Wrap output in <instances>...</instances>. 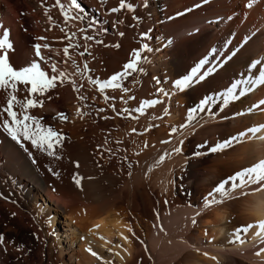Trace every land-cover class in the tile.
<instances>
[{
	"label": "bare ground",
	"instance_id": "obj_1",
	"mask_svg": "<svg viewBox=\"0 0 264 264\" xmlns=\"http://www.w3.org/2000/svg\"><path fill=\"white\" fill-rule=\"evenodd\" d=\"M81 1L88 3L87 0ZM126 2L135 9L148 12L147 22L141 26L142 30L159 41V52L156 55L159 67L154 66L156 61H151V68L155 71L156 67L160 69L159 78L171 93L159 99L161 102L152 111L155 119L163 117L166 118L162 119L165 124L179 127L178 133L167 140H154L149 137L154 131L150 128L151 132L147 130L148 133L140 137L133 131V123L121 125L117 118L116 127L124 136H120L121 139H109L107 131L112 128L100 122L97 117L89 116L84 105L75 103L76 94L72 93L70 87L64 88L62 83L57 82L55 88L43 96L35 97L44 101L43 106L28 111L30 115L42 118L41 123L45 126H52L55 130L59 126L61 131H65L64 144L59 147V153L66 160L70 157L71 162L73 156L85 157L83 159L85 163L87 159L88 163L82 162L77 166L79 174L82 173L81 176L84 177H79V186L64 176L52 178L38 148L27 140L17 143L0 127V222L9 218L7 216L11 212L8 213L11 199L24 204L31 213L42 205L41 200L50 202L46 208L49 214L54 209L72 211L70 209L74 208V200L70 203L57 194L56 188L64 189V183L71 187L77 186L85 197L102 200L105 194L99 190L97 171L101 170L106 173L105 177L108 175L107 178L114 180L121 178L125 170L131 168L130 177L122 187L125 191L114 199L98 205L86 204L84 207L80 203L79 210L74 208L78 211L75 210L77 212L73 214H77H71L67 226H71L76 240L83 238L78 231L80 225L83 233L88 234L87 239H93L99 246L97 249L105 246L112 249L110 243L115 242L119 246V252H115L118 260L122 264H136L138 256L145 254L146 250V247L140 246L139 241L146 237L147 230L152 226L146 217L160 208L161 213H165V219L159 221L161 215H158L156 221L159 223L153 233L148 232L155 234V238H150L153 244L149 242L153 254L157 253L162 258L171 257L170 254L174 252L176 255L172 254L173 264H264V234L257 235V222L264 220V181L246 184L237 189H232L229 183L225 186L229 191L228 196L221 197L217 193L215 198L220 203L210 206L205 204V198L211 199L208 194L222 181L264 159V128L255 134L247 133L221 150L210 151L238 133L264 124V104L259 103L264 100V84L252 87V91L227 105L223 104L219 95L231 83L254 79L259 76L257 69H264V0ZM109 5L107 1L104 3L103 15H116ZM8 18H2L0 11V25L9 30V37L13 40L16 51L14 54L27 53L25 55L28 57L22 55L21 59L25 66L31 60L38 59L33 49L35 41L30 37L31 31H23L16 17ZM2 30L0 29L1 32ZM41 32L37 30L33 34L42 37ZM169 39L171 42L167 43ZM54 44L57 43L53 42L51 45ZM41 52L46 58L43 69L51 76L48 65L52 64V60H47L49 52L44 48ZM201 61L205 63L201 65ZM256 61H260V64L257 68H252L251 65ZM14 62L17 63L15 60ZM60 66L57 61L56 67L62 71ZM198 66L190 85L178 90L174 82L191 76L192 70ZM64 68L69 79L75 76L78 80L80 75L71 74L74 71L70 63H66ZM201 75H204L203 79H199ZM240 87L249 85L242 84ZM19 88L16 95H19L18 99H23L27 93L23 85ZM5 97L6 92L0 90V106L4 105ZM205 97L214 99L204 105V110H198L194 119H190L189 110L198 108ZM101 101L105 102L103 99ZM253 105L258 107L253 108ZM249 108L253 110L248 111ZM57 113H63L69 119H59ZM191 146H196L197 149ZM157 157H163L160 163L155 161L159 160ZM200 161L204 163L199 165ZM68 169L73 173L72 168L68 166ZM72 176L76 177V174ZM181 177L186 181L185 188L180 184ZM197 179H200L202 186H198ZM188 190L192 192L190 197H186ZM173 203L175 208L169 209L167 206ZM52 205L56 207L53 208ZM168 209L172 211L168 213ZM237 212L238 218H235ZM251 221L253 227L240 231L237 238V229L247 226ZM85 224L91 227L87 230ZM177 231L180 232V237L176 238L179 241L173 240L177 234L172 236ZM171 236L174 238H170ZM84 237L86 238L85 234ZM81 240L84 243V238ZM172 241L175 243L172 244ZM159 242L162 246L158 248L156 245ZM14 247L16 246L10 234H0V264H7L13 258L14 264H22L21 260H15L19 257L20 250Z\"/></svg>",
	"mask_w": 264,
	"mask_h": 264
},
{
	"label": "rangeland",
	"instance_id": "obj_2",
	"mask_svg": "<svg viewBox=\"0 0 264 264\" xmlns=\"http://www.w3.org/2000/svg\"><path fill=\"white\" fill-rule=\"evenodd\" d=\"M87 1L88 3L86 4L83 1L78 0L80 9L78 11L73 10L70 13L71 16L78 15L82 17L77 19L66 20L60 8L58 6H55L56 0H0V11L2 18L9 19L8 16H11L14 19L17 18L16 20L22 26L23 31H31L30 37L35 41V44H42V42L47 43L49 45V48L47 50L49 52V57H51V62L56 64L58 61L61 65L60 67H62L60 68L62 71L65 70L64 67L66 63H70L72 65V69L74 72H72L71 74L74 75L75 73V75L77 76L80 75L81 77L79 76L78 80L80 79L81 82L78 81L74 76L72 79H64L62 86L64 88L68 86L70 87L72 93L76 94V97L74 98L75 103H79L82 106L84 105L83 107L88 110L89 116L92 115L91 117H97L100 122L105 124L107 127L112 128L111 131H107L109 139H114L117 137L118 139H121L122 137L120 136H124V133L122 132L121 134V132H119L120 130L116 127V124H118V121L116 120L117 118L120 121L119 123L121 125L133 123V129H135L136 134L140 137H142V135L145 136V134L148 133L147 130L151 132L152 128L154 131L149 137L154 140H167V138L171 137V135H176L178 133L179 127H177L176 125H167V123L165 124L162 119L166 120V118L157 117L158 119H155L156 116L154 117L153 112L155 106L146 108L143 113L135 111V109L139 107L140 102L143 100H159L162 97L166 96L164 93H167V95H171V93L169 92V88L166 87L163 84L161 78H159L160 69L157 68L159 67V59L158 56L156 57L159 52V41L155 36L149 37V34L146 31H143V27H141L147 22V8L145 9L146 13H144V10H141L139 8L135 9V7H132L131 9L123 8L118 11V13L113 12L116 14L114 16H104L102 13L104 3L107 1L110 4L109 6L113 8L119 6V0ZM61 3H63L65 5V8L67 9L70 0H61ZM11 10L16 12H13ZM235 13L239 15L238 12ZM37 30H40V32L42 30V37H45L46 39H37L38 37L33 34ZM73 33L75 34L74 36L72 35ZM145 33L147 34L146 36L142 35ZM47 36H49L50 38H48ZM86 37H92V39H87ZM9 39L13 44V40L10 37ZM53 42L57 44L51 45ZM170 42L171 39L167 40V43ZM144 44H147L151 51L144 50L141 52V56L146 57V59H142L140 61V63L138 64V68H142L143 71H136L132 73L131 76L124 78L121 81L122 88L120 89L109 88L105 89L103 93L97 91L98 89L96 84H93L89 80V76L93 80L103 81L111 77L113 74L122 71V66L126 62H128L131 52L134 49H140ZM70 45L72 47H69ZM65 47H68L69 49L67 56L63 51ZM14 53H16V51H14V48L13 50L9 51V60L12 65H17L16 67L14 65V67L18 69L20 68V66H23V63L21 61L22 55L25 57L28 56L25 55L27 53ZM80 53L84 54L81 55ZM159 58L162 59V57L160 56ZM14 60L17 63H15ZM73 61H75V64L80 67V72H77V68L76 66H74ZM151 61H156L154 62V66H157L156 71L151 68ZM45 63V61L42 62V68L44 67ZM85 63H87L88 65L87 71L83 70ZM49 65H51V63ZM49 65L48 70H50V73L53 74L51 71V66ZM72 80L74 82H77L73 85ZM86 84L88 86H85ZM123 88H128L129 91L125 92L123 91ZM81 89L85 93V96ZM157 89H163L164 91L158 92ZM93 93L94 95H92ZM17 96L19 97V95ZM95 96L98 100L94 99ZM102 96L103 102L105 101V104L101 101ZM81 97L85 98L81 99ZM106 97H108V99H106ZM129 97H134V99H130ZM77 98L79 99L76 100ZM96 112L100 114H97ZM68 119L69 117H67V120ZM173 128L176 129L175 132L172 131ZM56 130L62 133L64 137L65 131H61L62 128L58 126V129ZM63 144L64 140L62 142V145ZM59 147L56 148L55 156L48 155L47 151H42L40 149L38 150L44 160L47 172L52 178L64 176L70 179L72 183V181H74L72 175L76 174V177L80 178L82 177L81 175H83L82 173L79 174L77 165L79 166L80 164H83L82 162L86 164L88 163V161L86 159L85 163V160L83 159L85 157H82L80 155L79 157H77L78 155L75 157H71V160H73L72 162L69 161L70 157L66 160L60 155ZM191 147L197 149L196 146ZM74 159H77V162ZM158 159L159 160L155 159V161L160 163L161 159ZM203 161H200L199 165L204 163ZM68 166L70 167V169L72 168L71 170L73 171V173H71V171L68 169ZM130 170L132 169L128 168L127 170H125L121 178L119 177L118 179L116 178L114 180H111V178H107L108 175L107 177H105L104 175L106 173H102L101 170H98V173L96 172L98 175V181H100L98 182V185L100 186H98L99 190L105 194H103L104 197L102 200L97 201L95 199L85 197L84 193L81 192V190L78 189L77 186L74 185V187H71L65 183L63 184L65 187L64 189L56 188L58 189L57 194L60 198L62 197V199L69 200L70 203H72L71 200H74L75 205L73 207L78 208V210L81 207V204L83 205V207L86 204H102V202L114 199L121 192L125 191L122 187L125 186L127 179L130 177ZM219 178L221 179V177ZM182 179L183 177H181V181H179L180 184H182V186L185 188L186 181H183ZM197 181L199 183L198 186H202L200 179H197ZM187 193L188 195L186 197L192 196V192H189V190L187 191ZM11 201L9 200L11 209H9L8 211V213L11 211L9 213L10 215H6L7 217H9H6L8 220L6 219V221L2 220V223L0 222V234H10V237H12L13 243L16 246L14 248L20 250V255L19 257L15 258V260H21L22 264H122L115 255V252H119V246H117L115 242L110 243L112 249H108L107 246L97 249V247L99 246L95 242H93V239H87L89 238V236L86 232L83 233L80 225L79 228H77L80 236H83L85 244L82 243V237L78 240L74 238L72 232L73 230L71 226H67V223L69 222V217H71V214H73V212H77V209H75L77 210L75 211L74 208H72L70 209L72 211L68 210L66 212L63 210L59 211L54 209L50 210L49 214L46 212V208L48 207V203L50 202L47 203L46 201L44 202L43 200H41L40 202L42 205H39L40 208L39 206H37L38 209L31 213L29 212L27 207L24 204L19 203L18 200L16 201L11 199ZM59 201L60 203H64L62 200ZM20 202H23V200H21ZM173 205L174 203L170 206L168 205L167 207L169 209H174L175 207L173 208ZM52 207L55 208L56 206L52 205ZM161 210L162 209L158 208L150 216L146 217V219H148L149 221V224L155 226H150L151 229L149 227V231H152V233L156 228L157 223H159L158 221H156L158 220L156 219V217L158 218V215H161V218L159 219V221L161 222L163 221V219H165V213L162 212V215ZM171 211L172 210H169L168 213H170ZM76 214L77 213H74L73 215ZM236 214L237 215L235 216V218H238V212ZM241 222L245 224L244 220H242ZM248 224H253V222L251 221ZM88 225L89 224H85V228L87 230L91 227ZM243 227L244 226L239 229H243ZM149 231L147 230L146 237L141 238V240L139 241L140 246L146 247V250L143 249V251L145 250V254L142 253L138 256L136 264H173V257L176 255L174 252V254L172 253L174 256L170 254L171 257L162 258L160 257L161 255H158L157 253L153 254L151 252L150 249L152 247H150V243H152V239L150 238L151 236L152 238H155V234L151 235V232V234H148ZM179 233L180 232L177 231L175 232V234H171L172 236H176V234L178 235L177 237H175V239H173L174 237L172 238V236L170 238L176 241V238L180 237ZM84 234L86 238L84 237ZM175 241H172L171 243L173 244L175 243ZM160 242L156 245V247L158 246L159 248V246H162ZM167 243H169V241L165 242V244ZM93 253H95V255ZM13 262L15 263L14 258L7 264H14Z\"/></svg>",
	"mask_w": 264,
	"mask_h": 264
},
{
	"label": "snow or ice",
	"instance_id": "obj_3",
	"mask_svg": "<svg viewBox=\"0 0 264 264\" xmlns=\"http://www.w3.org/2000/svg\"><path fill=\"white\" fill-rule=\"evenodd\" d=\"M58 6L65 16V19H77L82 18L80 16H71L70 13L73 10H79L80 5L78 0H70L69 6L67 9L65 5L61 3V0H56V5ZM251 7V4L248 5ZM133 6L126 2V0H119V6L113 7L111 9L112 12H118L123 8L131 9ZM0 29H3L0 32V90L6 92L5 103L3 106H0V127H2L13 140L20 143L22 140H27L31 142L33 147H36L42 151H47L48 155L55 156L56 148L62 145L64 137L62 133L55 130L52 126H45L41 123L42 118H38L36 116L29 114V109L42 107L44 101L42 99L35 98L36 96H43L44 93L56 87L57 82L63 83L64 79H67L69 74L65 71H59L56 67L55 63L51 64L52 75L50 76L48 72H46L41 67V62L45 61V57L42 55L41 49H48V44H34L33 49L35 53V57L38 59H33L25 66L20 68H15L10 60H9V51L13 50V44L9 39L10 33L9 30L3 28L0 25ZM75 35L74 33L72 34ZM142 35H147L142 34ZM87 39H92V37H86ZM37 39L43 40L45 37H38ZM69 47H72L71 45ZM68 47L63 49L65 55H68ZM144 50L151 51L147 44L141 46L140 49H134L131 54L128 62H126L122 66V71L113 74L106 80H93L89 77V80L97 85V89L100 92H104L105 89H120L122 88L121 81L131 76L132 73L136 71H143L142 68H138V64L142 59H146V57L141 56V52ZM83 55L84 53H80ZM48 61L51 60V57L47 58ZM205 61H201V65H203ZM74 66L77 68V72H80L81 69L78 65L73 61ZM260 64V61L254 62L251 67L257 68V65ZM198 68H194L192 70L191 76H185L182 79H178L174 82L175 87L178 90H183L187 88L192 82V77L196 76ZM84 71L88 70L87 63L84 64ZM259 71V76L254 79L247 80H237L231 83V86L227 87L222 93H220V98L224 105H227L230 101L237 100L240 96L246 95L248 92L252 91V87L256 85L264 84V69H257ZM58 73V74H57ZM206 75V74H205ZM204 75H201L199 79H203ZM75 84L74 81H72ZM242 84H247L249 87H240ZM24 86V91L27 95L24 96L23 99H18L16 93L20 91L19 86ZM30 85V87H29ZM239 88V92L237 89ZM123 91H129L128 88H123ZM158 92H163V89H157ZM167 95V93H164ZM51 97H49L50 99ZM130 99H134V97H129ZM83 99V97H81ZM108 99V97H106ZM214 98L213 97H205L201 102L198 108H193L189 110V118L194 119V114L198 110H204V105L209 104ZM161 101L158 99L152 100H143L140 102V105L135 111L143 113L146 108L155 106L157 103ZM260 104H264V100L259 102ZM258 107V105H253V108ZM252 108H249L248 111H252ZM5 114L7 118H5ZM119 114V113H118ZM57 117L59 119H67V117L63 113H57ZM262 128H264V124L252 127L247 129L245 132L238 133L236 136L232 137L230 140H226L221 144H217L215 147L211 148L210 151L216 152L221 150L227 146H230L231 143L243 138L247 135V133H257ZM135 131V129H133ZM173 132L176 131L175 128L172 129ZM179 151V149H176ZM163 159V157L161 158ZM78 166V165H77ZM75 183L79 186L80 178L73 177ZM264 181V159H260L257 163H254L250 167L243 168L241 171L236 172L234 175L229 176L226 180L222 181L216 188L213 189V192L208 194L211 199L205 198L206 206H210L212 204L220 203V200L215 198V195L218 193L221 197H225L229 195V191L226 189V185L230 183L232 189H237L243 187L246 184L250 183H259ZM257 226L259 231L257 235L264 234V220L258 221ZM252 224H248L243 229H237V238H239L240 231H247L249 228H252ZM131 231V229H129ZM127 239V237H125ZM95 255V253H93Z\"/></svg>",
	"mask_w": 264,
	"mask_h": 264
}]
</instances>
